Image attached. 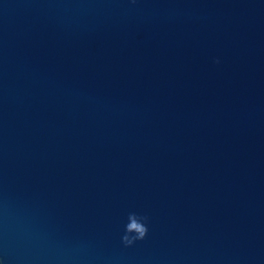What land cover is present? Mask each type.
Returning a JSON list of instances; mask_svg holds the SVG:
<instances>
[{"label": "water", "instance_id": "water-1", "mask_svg": "<svg viewBox=\"0 0 264 264\" xmlns=\"http://www.w3.org/2000/svg\"><path fill=\"white\" fill-rule=\"evenodd\" d=\"M0 255L264 264V0H0Z\"/></svg>", "mask_w": 264, "mask_h": 264}, {"label": "clouds", "instance_id": "clouds-1", "mask_svg": "<svg viewBox=\"0 0 264 264\" xmlns=\"http://www.w3.org/2000/svg\"><path fill=\"white\" fill-rule=\"evenodd\" d=\"M216 62L219 63V60ZM150 224L151 217L149 215L136 212L129 213L120 235L123 246L131 248L145 241L149 236ZM0 264H8V260L3 255H0Z\"/></svg>", "mask_w": 264, "mask_h": 264}]
</instances>
